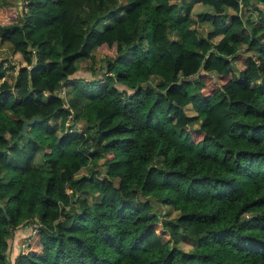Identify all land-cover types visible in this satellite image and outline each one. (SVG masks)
Here are the masks:
<instances>
[{
  "label": "trees",
  "instance_id": "16d2710c",
  "mask_svg": "<svg viewBox=\"0 0 264 264\" xmlns=\"http://www.w3.org/2000/svg\"><path fill=\"white\" fill-rule=\"evenodd\" d=\"M0 8V264H264V0Z\"/></svg>",
  "mask_w": 264,
  "mask_h": 264
},
{
  "label": "rangeland",
  "instance_id": "374dc122",
  "mask_svg": "<svg viewBox=\"0 0 264 264\" xmlns=\"http://www.w3.org/2000/svg\"><path fill=\"white\" fill-rule=\"evenodd\" d=\"M6 1H7V3L12 4L13 6H15L17 8V5L20 2H22L23 0H0V5H2L3 2H6ZM178 1H180V0H178ZM203 8L204 9H208L206 7H203ZM201 10H202V8H200L198 5L195 7V11H201ZM13 20L14 19H9L7 17V15L0 8V21H2L3 23H6L7 24V23L12 22ZM109 23H111V21H105V22L102 23V25H100V27L101 28H105V27H107V25H109ZM201 29H202L203 34L205 35L206 32H207L206 26H204ZM172 36L173 37H176L175 34H173ZM218 40H220V36L215 41H218ZM95 56L97 58L96 65L99 67L100 66V63L102 61V58L104 56V54H103V52L101 50H99V51L97 50L95 52ZM14 57H15L14 56V53L12 52V50H11V48L9 46H6V45L1 46L0 45V61L1 60L3 61L5 59H8V60H11L13 64H15L16 62L18 63V61H20L19 58H18V56H16L15 58ZM103 63H105V62H102L101 66L104 67L106 65V63H105V65ZM89 65H90L89 62H85L83 65H81V70H80V72H79L78 75L81 76V77L86 76L87 75L86 74V70L89 68ZM66 99H67V95H66ZM185 112H186V114L188 116L196 115V113L194 112L192 106H190V105L187 106V107H185ZM38 155L39 156H37L36 163L38 164V166H43V160L41 158V153H38ZM84 173H86V172L83 171L81 173V175L84 174ZM157 212H159V211H157ZM157 212H151V214L157 213ZM171 215H173L172 217H175L177 215V213L172 212ZM181 246L183 247V249L185 251H190L191 250V246L190 245L188 246V245L181 244ZM17 252H18V249L14 253L12 252V255L13 256L17 255ZM10 256H11V253H10Z\"/></svg>",
  "mask_w": 264,
  "mask_h": 264
},
{
  "label": "built area",
  "instance_id": "2783aa9c",
  "mask_svg": "<svg viewBox=\"0 0 264 264\" xmlns=\"http://www.w3.org/2000/svg\"><path fill=\"white\" fill-rule=\"evenodd\" d=\"M61 94H62V95L64 96V98L66 99V89H65V88L62 89ZM63 107H64L65 109L69 110V112H70V115H69V117H68L67 124H68V131L71 132V131H73V128L70 127V126L72 125V120H73V117H74V115H75V112H74L73 109L70 107V104H69L68 101H65V102H64ZM74 129H77L79 132L82 131V129H81V128H78L77 126H74ZM38 228H39V225H38V224H35V225L33 226L32 232L35 233V232L38 230Z\"/></svg>",
  "mask_w": 264,
  "mask_h": 264
},
{
  "label": "crops",
  "instance_id": "0c3cea01",
  "mask_svg": "<svg viewBox=\"0 0 264 264\" xmlns=\"http://www.w3.org/2000/svg\"><path fill=\"white\" fill-rule=\"evenodd\" d=\"M27 229L28 228L25 227V228L18 230L16 234L11 238L12 242L14 243V252L23 246V243L29 234V231H28L29 229L28 230Z\"/></svg>",
  "mask_w": 264,
  "mask_h": 264
},
{
  "label": "water",
  "instance_id": "95a60500",
  "mask_svg": "<svg viewBox=\"0 0 264 264\" xmlns=\"http://www.w3.org/2000/svg\"><path fill=\"white\" fill-rule=\"evenodd\" d=\"M103 64L105 65V63H103ZM40 120H41L40 117H33L30 120H25L23 123L22 132L20 133L19 138L21 136L26 135L28 125L34 124L36 121H40Z\"/></svg>",
  "mask_w": 264,
  "mask_h": 264
}]
</instances>
